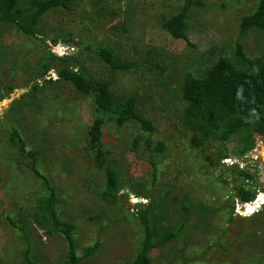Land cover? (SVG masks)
I'll list each match as a JSON object with an SVG mask.
<instances>
[{
  "label": "rangeland",
  "instance_id": "rangeland-1",
  "mask_svg": "<svg viewBox=\"0 0 264 264\" xmlns=\"http://www.w3.org/2000/svg\"><path fill=\"white\" fill-rule=\"evenodd\" d=\"M259 2L203 0L201 6L189 10L188 40L174 37L163 27V20L178 13L184 0H74L72 10L52 9L42 18L49 45L22 34L12 24H0L2 54L11 59L4 57L0 66V97H4L0 99V264H29L26 252L34 264H64L69 251L62 233L53 228L47 232L34 221L49 190L33 171L30 157L10 142L14 127L26 140L27 151L37 152V168L54 186L59 217L75 224L78 254L84 255L88 246L101 242L79 264L134 260L144 238L134 214L138 203L146 204L149 199L138 198L129 186L114 203L102 198L106 172L97 166L96 152L90 146V129L99 117L106 119L101 138L109 164L120 171L122 180L134 181L136 188L146 187L156 196L171 191L165 225L175 227L182 221L173 215L178 214L174 205L178 198L186 196L189 202L211 208L203 221L194 212L182 236L154 249L153 264H183L182 250L187 264H264V135L256 134L254 154L243 156L236 155L240 136L198 145L199 134L186 129L183 122L185 103L178 90L186 71L203 74L218 56L234 57L238 42L249 57L263 54L264 31L253 28L244 35L240 31L242 17L255 11ZM57 32L62 40L54 44L51 38ZM63 34L74 37L73 41H63ZM106 46L115 48L116 59L143 64L114 69L97 53ZM49 48L69 57L84 50L88 75L109 80L120 97L137 95L139 111L153 122L155 130L151 133L134 121L119 126L112 114L97 110L91 96L81 94L70 82L57 80L60 65L47 75L56 81L45 83L37 75L39 60ZM148 60H160L163 72L154 65L150 68ZM36 81L40 87L32 91ZM135 138L139 139L137 148ZM149 138L153 144H166L164 152L154 153L159 165L156 188L152 185L153 152L146 145ZM222 152L229 154L228 159H220ZM244 169L253 174L255 182L248 183L241 175ZM245 183L262 192L251 208L234 196L237 186ZM233 207L234 221L229 223ZM194 223L198 224L195 230Z\"/></svg>",
  "mask_w": 264,
  "mask_h": 264
},
{
  "label": "trees",
  "instance_id": "trees-1",
  "mask_svg": "<svg viewBox=\"0 0 264 264\" xmlns=\"http://www.w3.org/2000/svg\"><path fill=\"white\" fill-rule=\"evenodd\" d=\"M203 0H184L181 10L173 16L163 20V27L169 31L174 37L188 40V16L192 6H201ZM74 0H0V24H12L16 30L24 35L36 38L39 41H44L47 45L49 36L44 33L41 28V20L46 13L52 9L72 10ZM129 6H127L128 10ZM101 9V8H100ZM97 12L98 18H101V12ZM97 19L96 16H90ZM241 34H246L253 28H258L264 31V0H260L259 6L251 14L242 17L240 22ZM58 31V30H57ZM59 32V31H58ZM58 32L57 36H53L51 40L57 44L60 40ZM54 33V32H53ZM70 32V36H72ZM63 41H73L74 37H66L63 34ZM192 45V44H191ZM90 49V47H87ZM78 56H61L49 48L46 51V56L39 60L41 72L38 77H44L45 83H53L52 77L47 78L48 72L54 69L57 65L60 67L57 70L58 79L70 82L74 87L86 96H91L99 112L112 114L116 123L121 126L128 122L134 121L140 123L145 129L151 133L155 130L153 122L147 119L138 108L139 99L137 95H132L127 98L116 95L111 89V82L106 79L92 77L84 70V60L82 54ZM3 53V30L0 27V66L5 55ZM98 54L104 57L114 69H130L132 67H140L141 62L130 63L116 59V50L112 47H104L97 51ZM11 60L8 56L5 57ZM150 68L152 65L156 70L163 72V63L160 60H148ZM79 62V64H78ZM64 63H70L69 65ZM81 66V68L79 67ZM163 67V69H162ZM156 71V73H158ZM40 87L36 81L32 87V91ZM12 89L10 88L9 91ZM182 100L185 103L184 119L186 129L195 131L199 134L197 144L205 146L208 140H216L227 142L233 136H240L241 147L236 155L243 156L256 146L255 135H264V51L259 57H249L244 45L238 42L235 49V56L227 55L218 56L213 63L206 66L205 73H193L186 71L183 74L182 81L178 88ZM4 97H0L3 99ZM106 124L104 117L95 119V122L90 129L92 136L90 146L95 153L97 166L104 169L106 172V186L102 190V198L116 202L119 199V193L129 186L132 193L138 198L149 199L146 204L138 203L135 216L140 221L143 230L144 238L141 244V249L137 253L133 261L126 264H153L152 251L167 245L174 239L182 236L185 229L190 225V218L194 212H198L201 221L211 213V208L203 203H194L186 200V196L178 198L174 203L177 206L176 215L182 220L175 227L171 223L165 225V219L168 217L169 208L166 204L167 197L171 193L167 190L164 195L156 196L146 187L136 188L134 181L126 182L120 176V171L109 164L107 150L103 145L101 138L102 127ZM10 142L24 156L31 159V167L38 178L43 179L49 190V196L38 206L37 212L34 214V221L41 227L52 232L62 233L66 238L69 246L68 256L64 260V264H79L82 260L95 253L99 248L100 241H97L93 246H88L85 249L84 255H79L77 248V239L75 232V224L71 221H64L59 217V213L55 208L57 194L54 186L43 173L37 168L38 159L36 151H27V142L21 135L20 131L14 127L10 137ZM148 149L152 150L151 164L153 166L152 185L156 188L157 179L159 176V165L155 161V152H164L166 144L163 141H158L155 144L151 139L146 140ZM134 148L139 146V139L133 141ZM226 152H222L220 159L228 158ZM227 168H235L234 166ZM248 183L255 182L253 174L249 170L240 171ZM223 182L226 181L223 175L219 176ZM251 181V182H250ZM235 197L240 203H249L256 199L258 191L247 185L242 184L237 186ZM130 192L125 194L129 198ZM235 202L234 199L231 200ZM255 203L249 205L253 207ZM234 207L229 215V223L234 221ZM23 226L25 221L21 220ZM198 228V224L194 223L192 229ZM245 240L252 242V238L244 237ZM218 245L219 244L217 243ZM223 247V246H222ZM180 258L183 264H187V258L184 256V251L180 253ZM264 256V254H263ZM25 257L29 264H34L28 255Z\"/></svg>",
  "mask_w": 264,
  "mask_h": 264
},
{
  "label": "clouds",
  "instance_id": "clouds-1",
  "mask_svg": "<svg viewBox=\"0 0 264 264\" xmlns=\"http://www.w3.org/2000/svg\"><path fill=\"white\" fill-rule=\"evenodd\" d=\"M64 44H66V43L64 42ZM58 55H60V53H59ZM254 149H255V148H254ZM254 149L251 150V151H249V152H251V154H254V152H255ZM227 159H228V158H227ZM259 193H262V192L259 191L258 194H257L256 199H255L254 201H252V202H249L248 205H250V204H252V203H255V202L257 201V199H258V197H259ZM244 204H246V203H242V205H244ZM238 205H239V204H238ZM248 205H247V206H248ZM245 207H246V205H245ZM253 210H255V208H254Z\"/></svg>",
  "mask_w": 264,
  "mask_h": 264
},
{
  "label": "water",
  "instance_id": "water-1",
  "mask_svg": "<svg viewBox=\"0 0 264 264\" xmlns=\"http://www.w3.org/2000/svg\"><path fill=\"white\" fill-rule=\"evenodd\" d=\"M57 48H58V47H57ZM57 48H54L53 51H54L55 53L59 54Z\"/></svg>",
  "mask_w": 264,
  "mask_h": 264
},
{
  "label": "built area",
  "instance_id": "built-area-1",
  "mask_svg": "<svg viewBox=\"0 0 264 264\" xmlns=\"http://www.w3.org/2000/svg\"><path fill=\"white\" fill-rule=\"evenodd\" d=\"M246 206L248 205V203L245 204ZM249 206V205H248ZM258 208V207H257Z\"/></svg>",
  "mask_w": 264,
  "mask_h": 264
}]
</instances>
